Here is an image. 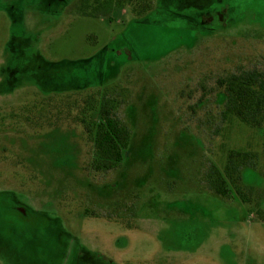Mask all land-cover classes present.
<instances>
[{"label": "rangeland", "instance_id": "374dc122", "mask_svg": "<svg viewBox=\"0 0 264 264\" xmlns=\"http://www.w3.org/2000/svg\"><path fill=\"white\" fill-rule=\"evenodd\" d=\"M248 68L264 70V0H155L142 18L0 0V264H264L263 133L222 117L217 86ZM97 91L131 130L106 173L73 121ZM48 99L49 132L25 121ZM234 151L257 155L249 205L202 186Z\"/></svg>", "mask_w": 264, "mask_h": 264}, {"label": "trees", "instance_id": "16d2710c", "mask_svg": "<svg viewBox=\"0 0 264 264\" xmlns=\"http://www.w3.org/2000/svg\"><path fill=\"white\" fill-rule=\"evenodd\" d=\"M107 1L109 0H80V8L82 11H87L91 6L99 7ZM112 2L118 7L128 8L135 17L142 18L152 10L155 0H112ZM217 86L223 89L225 96L222 117L229 116L251 129L262 131L264 140V70L239 69L236 73L220 78ZM83 98V108L73 121L82 126L85 138L93 146L91 170L99 173L113 171L120 167L128 150L131 130L117 116L118 102L108 97L106 91L90 93ZM45 103V106L50 108L46 109V115L37 117L36 111L45 107L34 105L26 110V123L33 128L44 125L45 129H43L47 132L61 128L62 123H59L61 113L57 111L52 115L51 111L56 108L52 107L51 99ZM43 118L45 121L42 120ZM257 162L256 154L229 152L223 172L210 167L202 177V186L223 200H230V195L233 193L243 204L249 205L253 202L252 196L244 191L241 172L245 168L255 170L258 168ZM256 215L260 218L258 221L264 220V211L259 209Z\"/></svg>", "mask_w": 264, "mask_h": 264}]
</instances>
